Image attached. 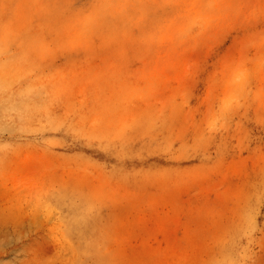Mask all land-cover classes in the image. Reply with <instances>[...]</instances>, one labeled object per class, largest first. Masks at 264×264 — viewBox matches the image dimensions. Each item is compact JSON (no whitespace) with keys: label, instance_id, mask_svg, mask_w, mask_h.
<instances>
[{"label":"rangeland","instance_id":"1","mask_svg":"<svg viewBox=\"0 0 264 264\" xmlns=\"http://www.w3.org/2000/svg\"><path fill=\"white\" fill-rule=\"evenodd\" d=\"M0 264H264V0H0Z\"/></svg>","mask_w":264,"mask_h":264}]
</instances>
